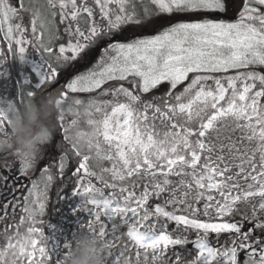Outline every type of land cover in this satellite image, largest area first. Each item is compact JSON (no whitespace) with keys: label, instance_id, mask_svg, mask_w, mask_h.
Wrapping results in <instances>:
<instances>
[{"label":"snow or ice","instance_id":"6c2138e0","mask_svg":"<svg viewBox=\"0 0 264 264\" xmlns=\"http://www.w3.org/2000/svg\"><path fill=\"white\" fill-rule=\"evenodd\" d=\"M188 16L197 19L118 39ZM0 32V64L40 53L42 90L102 46L93 67L52 93L64 103L63 136L40 179L18 195L8 183L14 161L0 165L9 192L0 214L16 229L0 264H61L39 217L72 164L82 227L105 241L110 264H264V0H0ZM165 83L164 94L143 98ZM10 107H0L3 134ZM81 138L87 151L74 144ZM30 208L39 216L20 237Z\"/></svg>","mask_w":264,"mask_h":264},{"label":"flooded vegetation","instance_id":"af4514ba","mask_svg":"<svg viewBox=\"0 0 264 264\" xmlns=\"http://www.w3.org/2000/svg\"><path fill=\"white\" fill-rule=\"evenodd\" d=\"M12 2L15 4L16 0H12ZM27 2L28 0H26V3ZM40 2L42 3L43 0H40ZM137 11H142L139 4H137ZM227 15L230 16L235 14L230 12ZM24 23L25 25H28L29 23V17L27 15L24 18ZM132 34L143 36L148 35L149 32L147 29H128L124 34L119 36L118 39L127 40ZM103 43L106 44L107 42L105 41ZM6 45L7 41L3 40V33L0 32V47H6ZM101 48L102 46H98L94 49L87 57L85 63H77L75 67H69L67 71H61L58 77V83L43 90L37 88V84H39V76L37 75L35 68L37 64L41 63L40 53L29 48V52L25 55L24 60H21L19 57H13L12 54H9L6 61L3 64H0V101H3V104H0V107H7L9 103L19 104L22 97L29 91L35 92L37 99L52 94L55 91V88L64 84L65 81L72 78L74 74H79V72L93 67L101 55ZM257 70L264 71V69ZM26 80L28 83H25ZM167 89L168 85L165 83L158 89L153 90L152 93L145 94L143 98L145 100H150L154 95L164 94ZM80 95L81 98H85L88 94ZM62 136V128L58 127L54 139L45 147L43 158L35 168L29 170L27 175L20 172V162L14 157L0 155V165H3L5 160L14 161L15 168L12 170V176H14L15 179H10L8 183L9 187L14 184L15 189L20 190L19 193H17L18 195H22L24 190L30 187L31 180L40 179L42 168L48 165L49 157L55 156L59 152L56 145L61 142ZM74 167V164L70 165L67 169V176L63 180L57 179V181L51 186L45 215L39 217V219L44 221L42 227L45 235L49 238V246L53 248L57 254L60 252L65 253L67 251V249L64 248V245L71 242L75 235L84 229L82 225L89 218L87 212L80 211L82 203L81 199L74 194V189L72 188L73 185L67 178L71 175ZM8 172L9 169L7 167L2 169V174H8ZM15 189H13V191H15ZM8 194L7 187H0V202H4ZM20 215L21 213L17 211L15 218L16 222L19 221ZM26 228L27 226L23 225L19 230L23 233L26 231ZM15 231L16 229L11 225L10 220L6 216L0 214V247L6 243V236L15 235ZM190 238H194V236ZM192 247L191 244L187 246L188 249H191Z\"/></svg>","mask_w":264,"mask_h":264},{"label":"clouds","instance_id":"9594fccd","mask_svg":"<svg viewBox=\"0 0 264 264\" xmlns=\"http://www.w3.org/2000/svg\"><path fill=\"white\" fill-rule=\"evenodd\" d=\"M64 113V103L55 94L37 99L36 94L25 95L22 103H12L8 110L10 123L6 134L0 133V155L14 157L20 163L35 168L44 156L45 147L55 137L60 118ZM75 146L87 151L86 139H75ZM40 210L30 208L25 216V225L39 216ZM20 237H28L25 231ZM61 257V264H110L112 252L105 241L92 231H79ZM120 264H134L126 256Z\"/></svg>","mask_w":264,"mask_h":264},{"label":"rangeland","instance_id":"374dc122","mask_svg":"<svg viewBox=\"0 0 264 264\" xmlns=\"http://www.w3.org/2000/svg\"><path fill=\"white\" fill-rule=\"evenodd\" d=\"M194 19H197V17L188 16L187 18L186 17H172L171 19L163 18V19L156 21L155 26H149V27L144 28V29H147V31L149 32L148 35H150V34H154L156 32L157 28L163 27L165 25H169L175 20H189L190 21V20H194Z\"/></svg>","mask_w":264,"mask_h":264},{"label":"water","instance_id":"95a60500","mask_svg":"<svg viewBox=\"0 0 264 264\" xmlns=\"http://www.w3.org/2000/svg\"><path fill=\"white\" fill-rule=\"evenodd\" d=\"M224 18L228 19L229 21H234V20H235L234 17H228V16H226V17H224Z\"/></svg>","mask_w":264,"mask_h":264}]
</instances>
